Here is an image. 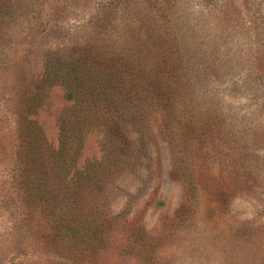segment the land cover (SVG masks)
<instances>
[{
	"label": "trees",
	"instance_id": "obj_1",
	"mask_svg": "<svg viewBox=\"0 0 264 264\" xmlns=\"http://www.w3.org/2000/svg\"><path fill=\"white\" fill-rule=\"evenodd\" d=\"M138 2L99 0L80 42L58 39L55 50L46 51L42 85L63 88L73 104L58 120L57 145L36 119L41 109L38 96L28 89L22 92L24 62L17 57L5 60L0 54V104L15 119L17 148L16 154L11 151L13 176L7 184L11 191L0 195L8 199L10 207L5 209L20 207L26 213L25 225L18 227L21 249L34 256L43 249L41 262L50 257L66 262L60 260L61 264H102L101 257L111 253L139 264H160L166 231L184 226L206 201L221 207L230 190L223 185L227 176L237 182L234 192H240L238 184L245 183L253 166L251 157L264 143L261 127L251 117L219 107L224 91L237 87L231 79L227 84L221 71L239 65V57L227 56L230 59L224 62L211 50V57L198 56L195 65L180 68L171 45L177 30L167 28L162 34L154 30L156 16ZM48 6L57 9L59 2ZM24 8L20 0H0V34L16 31L17 12ZM181 16L171 13L172 20ZM183 24L175 27L183 30ZM43 33L47 37L49 31ZM252 85L260 84L255 79ZM155 119L183 189V203L159 237L129 224L111 207L118 183L137 176L141 156L153 152L148 144ZM136 127L137 138L128 137V130ZM97 128L104 143H111L109 152L115 158L107 153L82 166L86 138ZM211 168L220 170L214 173ZM3 254L7 252L0 251Z\"/></svg>",
	"mask_w": 264,
	"mask_h": 264
},
{
	"label": "rangeland",
	"instance_id": "obj_2",
	"mask_svg": "<svg viewBox=\"0 0 264 264\" xmlns=\"http://www.w3.org/2000/svg\"><path fill=\"white\" fill-rule=\"evenodd\" d=\"M20 1L25 8L23 12H17L19 22L16 31L7 30L0 34V54L5 60L17 57L24 62L20 70L22 92L28 89L38 96L41 109L36 119L44 127L50 142L57 145L60 134L58 120L73 104L67 101L63 88L42 85L46 51H54V42L58 39L66 43L80 42L86 34L88 17L93 14L99 0H90L92 3L81 0L79 5L74 4V0ZM138 1L145 12L156 16L158 24L155 29L152 27L154 30L159 29L161 34L167 28L177 30L178 38H171V45L173 50L176 49L180 68L185 69L186 64L195 65L198 56L208 54L211 57V50L224 62L235 55L239 57V65L221 71L228 77L225 79L227 84L231 79L237 87L236 90L224 91L219 107L226 111L232 108L231 112L235 110L240 115L251 117L254 125H260V135L264 137V0ZM58 2L57 9L49 8L48 5L54 6ZM46 4L48 11L45 10ZM163 8L167 9V15ZM171 13H179L183 18L172 20ZM180 21L184 22L183 30L175 27ZM45 29L46 33L49 31L47 37L43 33ZM118 32L124 33L121 30ZM246 79L247 84H244ZM255 79L259 86L252 85ZM2 102L5 103V98ZM13 104L17 106L15 102ZM12 118V115L5 114L3 104H0V193L11 191L7 184L13 176V152L16 154L17 150ZM151 128L152 137L148 146L153 152L143 153L140 166H136L137 176L126 177L118 183L120 188L113 192L111 207L114 213H121L129 224L144 227L153 236L159 237L163 226L175 218L183 203V189L175 179L173 158L156 119L151 122ZM138 132V127L128 130V137L137 138ZM103 138L98 128L89 134L80 159L82 166L86 162L103 159L107 153V157L115 158L114 152H109L111 143L106 145ZM251 160L253 166L245 176V183L238 184L242 187L240 192H234L237 182L227 176L223 185H229L230 190L227 197L221 200V207L206 201L195 215L183 219L184 226L166 231L165 253L160 264H264V143ZM131 168L134 169L133 166ZM218 170L211 168L214 173ZM224 172L227 173L228 169ZM7 200L0 195V251L7 252L0 255V264L65 262L62 259L52 261L50 257L41 262L39 258L45 254L43 249L36 251V256L21 249L18 229L25 225L27 216L20 211V207L5 209L10 207L6 206ZM111 255L102 256V264H139Z\"/></svg>",
	"mask_w": 264,
	"mask_h": 264
}]
</instances>
